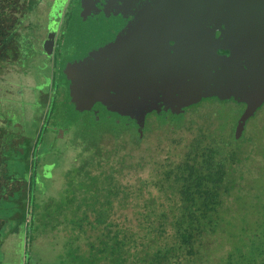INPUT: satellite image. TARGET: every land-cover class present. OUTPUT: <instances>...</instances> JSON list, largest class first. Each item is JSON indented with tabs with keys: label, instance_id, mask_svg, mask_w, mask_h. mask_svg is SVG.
<instances>
[{
	"label": "trees",
	"instance_id": "1",
	"mask_svg": "<svg viewBox=\"0 0 264 264\" xmlns=\"http://www.w3.org/2000/svg\"><path fill=\"white\" fill-rule=\"evenodd\" d=\"M38 2L0 0V199L12 200L17 223L9 234L20 227L25 264H38L28 244L36 242L37 228L44 233L43 227L50 231L47 237L53 244L48 246L57 253L55 264H213L224 242L240 246L218 258L219 264H264L262 231L247 238L250 227L263 228L264 205L254 214L260 223L248 215L239 221L235 213L238 199L248 192V176L236 170L241 145L207 128H196L181 153L174 155L177 160L168 156L153 166L150 180L139 178L129 184L123 182L128 171L146 161L140 157L133 163L130 158L128 163V154H119L125 142L141 143L146 120L138 123L125 113L122 125L123 133L129 134L127 141L122 142L125 136L120 132H107L113 136V149L96 145L73 163L59 200H37L41 198L34 182L37 142L22 147L20 127L9 117V92L2 76L7 65L24 68L32 30L23 23ZM154 116L159 126L165 124L166 115ZM182 118L172 117V121ZM246 135V130L238 137L234 133L235 143ZM4 225L0 221V247Z\"/></svg>",
	"mask_w": 264,
	"mask_h": 264
},
{
	"label": "rangeland",
	"instance_id": "2",
	"mask_svg": "<svg viewBox=\"0 0 264 264\" xmlns=\"http://www.w3.org/2000/svg\"><path fill=\"white\" fill-rule=\"evenodd\" d=\"M50 1L43 0L40 7H34L28 14L26 22L23 23L28 27V31L32 30L29 37L31 46L29 49V46L27 47L24 68L7 65L4 71L6 74L2 76L6 90L9 92L6 99L11 114L9 117L14 126L20 127L22 147L37 142V167L34 182L39 192L38 196L41 197L37 200L43 203L49 199L56 201L61 198L58 193L65 183V178L73 169V163L76 164V161L85 157L92 148L96 145L105 150L114 148L113 136L107 132L122 133V136H125L122 137V142L127 141L129 135L123 133L126 130L125 124L122 125V121L126 119L125 112L109 113L100 104H95L86 110H77L68 100V90L67 87L65 88L68 79L57 75V66L54 65L53 58L45 52L44 48L42 49L44 44L37 41V39L41 40L45 34L43 31L44 23L47 21L45 14L47 3ZM54 12H50L49 18L55 17ZM74 54V50L70 49L69 57ZM154 104L158 107L155 115H166L165 124L159 126L156 116L150 114L145 122L146 132L141 143L127 145L125 142V146H122L124 148L119 155L128 154V163H134L140 157L146 161L140 168L130 169L123 182L136 184L139 178L150 180L153 166L162 163L168 156L172 157V160H177L178 158L174 155L181 153L180 150L192 138L196 128H207L218 137L225 140L232 138L234 140L232 144L241 145L237 149L239 162L236 170L244 174V177L248 176V192L244 194V198L238 199L235 213L239 221L243 216L248 215L253 221L260 223L257 221L258 216L254 217V214L257 210L263 211L264 205V103L244 121L242 132L246 130L247 135L238 144L235 143L234 133L238 119L244 110L240 103L218 101L211 97L203 98L195 103V106L190 107H181L161 99L156 100ZM50 109L51 115L48 116ZM167 114L172 117L183 116V118L172 121V117ZM117 121H120L121 125L116 123ZM129 124H134V128L138 131L136 123L130 120ZM101 163L98 162L99 165ZM53 194H56L57 198H46ZM7 195H9V187ZM14 214L12 200L1 198L0 221L5 222L3 227L5 234H1L4 239L2 242L4 257L0 264H25L23 257L25 246L20 227L17 233L9 234L17 223ZM262 227V229L258 226L250 227L248 229L250 235L247 234V238L254 237V232L262 231L264 235V224ZM43 229L44 233L39 234L43 232L39 228L33 233L36 242L32 240L28 244V251L38 264H55L57 253L49 250L53 242L47 237L50 231L44 227ZM60 231L61 234H65L63 229ZM245 241H247L246 238H244ZM49 243L50 246H48ZM239 246L240 244L231 245L224 242L218 253L214 255L213 264H219L218 258L222 255L226 256L228 252ZM37 248L41 250V253L36 251ZM212 248H215V245H212ZM220 264L223 263L220 262Z\"/></svg>",
	"mask_w": 264,
	"mask_h": 264
},
{
	"label": "flooded vegetation",
	"instance_id": "3",
	"mask_svg": "<svg viewBox=\"0 0 264 264\" xmlns=\"http://www.w3.org/2000/svg\"><path fill=\"white\" fill-rule=\"evenodd\" d=\"M38 1L35 8L40 7L43 2ZM187 4L188 0H112L111 4H106V0H51L46 8L47 21L43 29L45 34L37 41L45 45L49 34L54 31L49 56L57 66V75L68 79L65 86L68 90V100L77 110L100 104L110 113L124 111L128 117L141 123L147 121L150 114L155 115V112H158V107L154 104L156 100L161 99L182 106L174 101V98L180 95H170V91L180 89L179 81L191 80L194 73L201 69L203 63L201 53L206 49L205 37L210 38L208 41L210 46L212 40L217 41L216 53L219 57H227L229 54L223 48L226 32L224 22L220 20L213 22L203 15L204 17L196 22L198 25L191 28ZM146 8L149 9V15L164 14V17L149 18L143 10ZM52 11H55L56 15L49 18ZM49 22L52 28H49ZM112 31L118 35L109 37ZM115 40L118 42V46L115 47L118 49L122 67V70H119L121 80L128 84L125 89L149 90L148 97L143 99L144 103L138 93L129 97L116 95L109 87L116 89L119 86L109 81L105 85L109 90L107 93L94 92L85 97L79 93L71 100L69 90L74 79L65 74L66 65L78 61L90 51L93 55L88 57V61L92 57L109 56L108 47ZM70 49L75 52L72 57L68 55ZM87 64L99 73L103 71L92 64V61ZM98 82L99 80L96 81ZM186 86L187 84L182 83V87ZM228 101L239 103L232 98L223 100ZM240 104L245 109V105Z\"/></svg>",
	"mask_w": 264,
	"mask_h": 264
},
{
	"label": "water",
	"instance_id": "4",
	"mask_svg": "<svg viewBox=\"0 0 264 264\" xmlns=\"http://www.w3.org/2000/svg\"><path fill=\"white\" fill-rule=\"evenodd\" d=\"M107 3L111 4L112 0H106ZM187 8L190 13L189 21L192 23L191 28L198 25L196 22H199L203 15L213 22L219 20L224 22L226 32L223 48L229 54L227 57H219L216 53L217 41L212 40V46H210L208 43L210 38L205 37L206 49L201 53L203 61L201 69L194 73L191 80L179 81L180 89L175 92L171 90L170 95H180L174 98V101L176 100V103L182 106H189L209 97H215L219 101L232 98L236 102L243 103L245 109L235 128V137H238L243 129L244 121L264 103V0H188ZM143 10L149 18L164 17V14L149 15L147 8ZM51 26L49 24V28ZM114 34L118 35L112 31L109 37ZM191 37H193L192 34ZM53 38L54 31L49 34L44 45L47 54L51 53L49 48L52 47ZM115 45L118 46L117 40L112 41L108 47L109 56L92 57L88 61V57L93 55L90 51L78 61L66 65L65 74L74 79L69 90L71 100L75 99L79 93L85 97L94 92L105 94L112 90L121 97L138 93L144 103L143 99L148 97L150 91L125 89L128 84L121 80L119 70H122V67H120L118 49ZM91 61L103 71L99 73L93 67L90 68L87 63ZM98 80L99 82L96 83ZM108 81L114 82L119 88L113 89L110 86L109 90L106 89L105 85ZM182 83L187 86L182 87Z\"/></svg>",
	"mask_w": 264,
	"mask_h": 264
},
{
	"label": "crops",
	"instance_id": "5",
	"mask_svg": "<svg viewBox=\"0 0 264 264\" xmlns=\"http://www.w3.org/2000/svg\"><path fill=\"white\" fill-rule=\"evenodd\" d=\"M4 244V243H3ZM1 245L0 247V262L3 260V257H4V254H3V251H4V245Z\"/></svg>",
	"mask_w": 264,
	"mask_h": 264
}]
</instances>
